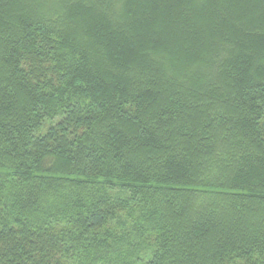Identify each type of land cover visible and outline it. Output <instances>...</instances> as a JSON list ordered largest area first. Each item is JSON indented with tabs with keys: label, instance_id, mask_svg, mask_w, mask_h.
<instances>
[{
	"label": "trees",
	"instance_id": "16d2710c",
	"mask_svg": "<svg viewBox=\"0 0 264 264\" xmlns=\"http://www.w3.org/2000/svg\"><path fill=\"white\" fill-rule=\"evenodd\" d=\"M0 169V264H264V0H0Z\"/></svg>",
	"mask_w": 264,
	"mask_h": 264
},
{
	"label": "rangeland",
	"instance_id": "374dc122",
	"mask_svg": "<svg viewBox=\"0 0 264 264\" xmlns=\"http://www.w3.org/2000/svg\"><path fill=\"white\" fill-rule=\"evenodd\" d=\"M85 2H88V3H91L92 5L99 7L101 6L102 7H108V4H109V0H84ZM50 17V16H49ZM61 17H66L63 13H61ZM50 18H56L55 17H50ZM3 169H0V171H2ZM120 252H125V248L121 247L119 249ZM147 257H149V253H147ZM145 257V258H147ZM88 260L86 259L85 255H81L78 254L77 257H75L72 261V264H88ZM102 264V263H100Z\"/></svg>",
	"mask_w": 264,
	"mask_h": 264
}]
</instances>
